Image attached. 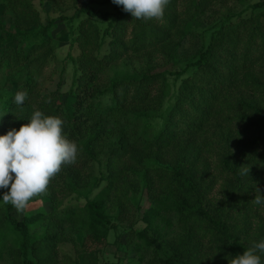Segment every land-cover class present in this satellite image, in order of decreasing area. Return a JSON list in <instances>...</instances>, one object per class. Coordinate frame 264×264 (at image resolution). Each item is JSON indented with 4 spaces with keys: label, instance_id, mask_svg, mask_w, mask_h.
Returning a JSON list of instances; mask_svg holds the SVG:
<instances>
[{
    "label": "trees",
    "instance_id": "obj_1",
    "mask_svg": "<svg viewBox=\"0 0 264 264\" xmlns=\"http://www.w3.org/2000/svg\"><path fill=\"white\" fill-rule=\"evenodd\" d=\"M34 1L0 0V134L39 110L77 156L21 218L0 205V264H228L264 239V2L168 0L158 25L112 0ZM57 22L69 80L43 92ZM204 29L206 47L181 50Z\"/></svg>",
    "mask_w": 264,
    "mask_h": 264
},
{
    "label": "clouds",
    "instance_id": "obj_2",
    "mask_svg": "<svg viewBox=\"0 0 264 264\" xmlns=\"http://www.w3.org/2000/svg\"><path fill=\"white\" fill-rule=\"evenodd\" d=\"M168 0H112L136 19L159 18ZM26 92L18 91L13 101L22 105ZM27 123L0 134V203L11 204L18 212L34 196L43 193L62 165L76 160L77 146L62 134L63 121L58 116L34 111ZM248 174L249 169L245 170ZM257 205L264 204V195L255 196ZM264 239L254 242L242 254L231 256L228 264H261Z\"/></svg>",
    "mask_w": 264,
    "mask_h": 264
},
{
    "label": "rangeland",
    "instance_id": "obj_3",
    "mask_svg": "<svg viewBox=\"0 0 264 264\" xmlns=\"http://www.w3.org/2000/svg\"><path fill=\"white\" fill-rule=\"evenodd\" d=\"M77 5L80 6L82 4H84L86 1L89 2L92 6L96 7V9H108L109 10V6L107 3H105L107 0H75ZM257 1H262L264 2V0H257ZM69 4V1H68ZM34 5L37 7L38 10L44 9V10H48L49 7L48 6H40L37 3V0L34 1ZM231 6H233V2L228 3V7L230 8ZM217 9H219V5L217 3ZM225 12V11H224ZM219 15H221L222 13V9H219ZM0 19L2 20V23H0L3 27L10 29V25H11V21H10V17L7 16L6 14L3 15V12L1 11L0 8ZM170 18H168L166 11L163 10V14L161 17H159V21H158V25L164 21V20H169ZM204 21H207V19H203ZM160 22V23H159ZM241 21L240 20H235L234 21V27H239L240 26ZM177 25H182L181 23L177 22ZM176 31V27L173 28V34H175ZM210 30H206L204 29L202 31V34L197 35V37H190L189 39H187L183 46L181 47V50L183 51H187L186 54H188L189 56L196 50H198L199 48H204L209 44V39H210ZM52 36L56 37L55 39L58 42V49H56V58H57V63L52 64L47 70H44L43 73V80H44V86L42 87V91L43 92H53L56 90H60V91H65L67 84L63 83L62 80H69V72H68V68H66V63H65V56H66V52L68 49V41L70 38V34L68 33V27L66 24L62 23V22H57L56 26L53 28L52 30ZM174 35L170 36L171 40H176V37H173ZM67 69V70H66ZM115 72H119L118 74H120L122 71L115 69ZM8 97L7 93H2V95L0 96V106L2 104V102L5 100V98ZM185 144V143H183ZM186 145V144H185ZM7 189H0V193L6 192ZM145 200V199H144ZM2 203H0L1 205ZM142 206L144 205V208L146 207L147 203L145 204L144 201H141ZM27 206V205H26ZM28 207V206H27ZM27 207H24V209H26ZM35 206H31L30 209H33ZM23 211L18 212L16 209L14 210V215L17 218H21V216H23ZM140 226H142V224H139ZM114 239V235L111 233L109 235L108 238V246L105 249V254L107 255H115V256H123V252L121 253H117L114 246L112 245ZM109 259V258H108ZM111 261H113L112 258H110ZM109 260V261H110ZM110 261V262H111ZM122 264V263H121Z\"/></svg>",
    "mask_w": 264,
    "mask_h": 264
}]
</instances>
